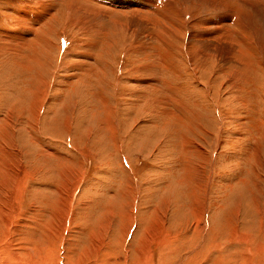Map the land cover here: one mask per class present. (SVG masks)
I'll return each mask as SVG.
<instances>
[{
	"label": "rangeland",
	"instance_id": "obj_1",
	"mask_svg": "<svg viewBox=\"0 0 264 264\" xmlns=\"http://www.w3.org/2000/svg\"><path fill=\"white\" fill-rule=\"evenodd\" d=\"M121 1L0 0V264H264V0Z\"/></svg>",
	"mask_w": 264,
	"mask_h": 264
},
{
	"label": "bare ground",
	"instance_id": "obj_2",
	"mask_svg": "<svg viewBox=\"0 0 264 264\" xmlns=\"http://www.w3.org/2000/svg\"><path fill=\"white\" fill-rule=\"evenodd\" d=\"M122 2H123V0L117 4L116 8L119 7L122 4ZM179 2H180V5L182 7H184V9L187 13H191V12H194L196 10H204V9L216 10V11H219L221 13H229L230 18L227 21L226 28L229 27V22L232 20V17L235 13H242L243 12L242 13L243 15H241L242 19H243V23L242 22L237 23V25L239 27H241L242 29H246L245 25L243 26V24L245 22L244 20L250 18V13H248L246 11L245 12L242 11L240 8V4H238L237 2H234L233 0H179ZM242 7L245 8V6H242ZM246 10L248 11V9H246ZM240 11H242V12H240ZM130 18L131 17H129V19ZM260 18H261L260 20L263 19L262 17H260ZM262 21H264V20H262ZM189 30L191 33H195L196 36L193 37V36L189 35L187 37V39H186L187 40V46L186 47L188 48L187 50H189V52L191 53L190 45L193 44L194 45L193 49L195 50V52L197 51L196 57L200 58L201 60L207 61V60H209L208 58H211V57L216 58L217 57V59L219 60V64L223 63L224 64V65L222 64L223 67L226 68V71H228V73H229V79H230L229 83L232 84L233 86H236L235 85V78L238 76L239 70L238 71L237 70L231 71L230 69H227V67L230 66V64H232V67L235 68V64L231 63L235 60V55L236 54L243 55L244 53H246V51L244 49H242V46L240 44H238V42H236L234 39H232L231 36L226 35V34H224V35H216L214 33L208 34L207 30H196V29H192V28ZM167 31L168 32H177L178 28H169V29H167ZM175 35H177V34H175ZM180 37L182 38V37H184V35L180 36ZM169 38H170V36H169ZM249 47H251V46H249ZM243 48H245V46ZM199 50H202V51L199 52ZM247 56H248V54L245 55V58H247ZM238 57H240V56H238ZM194 58L195 57L192 56V60ZM239 61H240V58H239ZM247 66H245V67H247ZM196 152H198V151H196Z\"/></svg>",
	"mask_w": 264,
	"mask_h": 264
}]
</instances>
